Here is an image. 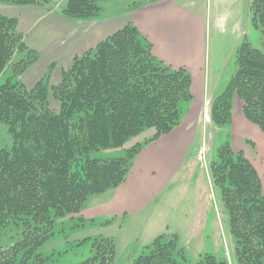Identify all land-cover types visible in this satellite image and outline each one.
Here are the masks:
<instances>
[{"label":"trees","instance_id":"1","mask_svg":"<svg viewBox=\"0 0 264 264\" xmlns=\"http://www.w3.org/2000/svg\"><path fill=\"white\" fill-rule=\"evenodd\" d=\"M102 1L67 0L62 16L98 19ZM47 2L0 0L24 8ZM250 11L263 48L248 42L238 47L237 72L212 101L210 119L217 127L232 125L237 98L245 119L264 134V0H252ZM17 27L16 18L0 16V77L8 70L12 74L0 84V132L5 130L11 141L0 148V227L21 231L12 245L0 243V264H48L36 251L53 237L57 221L81 214L92 196L120 187L144 147L182 123L193 101L192 78L156 58L151 43L130 23L76 57L59 83L52 84L50 67L28 89L19 78L42 55L27 45ZM148 131L154 134L147 141L125 148ZM112 150L123 156H96ZM210 172L229 216L237 263L264 264V187L254 164L227 142ZM92 246L95 255L81 264L115 263L111 239ZM183 253L175 239L164 242L160 236L133 264H188ZM197 264L228 262L206 255Z\"/></svg>","mask_w":264,"mask_h":264},{"label":"rangeland","instance_id":"2","mask_svg":"<svg viewBox=\"0 0 264 264\" xmlns=\"http://www.w3.org/2000/svg\"><path fill=\"white\" fill-rule=\"evenodd\" d=\"M47 1L45 6L27 8L0 4V16L18 20V32L24 35L30 48H46L51 45L53 49L67 44L71 38L70 35L59 41L55 35L58 32L55 29L56 21L60 18L69 19L62 16L67 0ZM251 1L175 0L179 5L193 6L198 13L203 10L209 20L206 77L211 96L217 97L223 93L237 72L236 51L242 43L248 42L259 50L263 48L261 34L253 26ZM144 3L149 2L104 0L100 3V18H112L117 22L122 16H127L125 14L130 10L143 6ZM50 13L55 16L51 22L50 18L47 21ZM218 21L216 29L215 23ZM41 53L43 56L40 62L19 78L28 89L42 80L48 70L46 60L49 54L44 51ZM63 63L69 64L65 70L72 65L71 60H63ZM56 66L54 73L52 72L55 75L52 84L60 82L58 76L64 69L60 64ZM11 75L8 70L0 77V84ZM208 104L206 102L203 118L196 122L198 134L190 150L191 161L185 170L186 175L179 176L173 184L170 183V190L162 193V199L140 214L126 217L124 223L120 220L109 226L105 225L106 220L103 218L93 223L78 220L81 214L67 216L57 221L53 237L38 248L36 254L48 259V264H81L95 255V247L92 246L95 241L108 238L115 244L114 264H133L136 258L148 252L155 239L164 236V242L176 240L178 249L183 250L188 264H197L206 255L225 259L228 264H238L236 241L230 232L229 216L221 201L220 192L213 186L210 164L215 161L220 146L228 142L235 152H244L246 158L254 164L264 187V134L244 118L243 103L237 98L234 100V123L226 127H217L212 123L211 105ZM52 106L57 107L55 103ZM184 106L188 108L185 102ZM153 134L154 131H148L134 138L125 148L145 142ZM10 144L8 134L5 130L1 131L0 148H7ZM96 156L122 157L123 152L102 151ZM92 197L88 200L89 203L102 199L100 195ZM20 236L21 231L13 225L6 229L0 227V243L3 246L12 245ZM86 239L89 241L83 243Z\"/></svg>","mask_w":264,"mask_h":264},{"label":"crops","instance_id":"3","mask_svg":"<svg viewBox=\"0 0 264 264\" xmlns=\"http://www.w3.org/2000/svg\"><path fill=\"white\" fill-rule=\"evenodd\" d=\"M192 7L179 5L175 0H154L135 7L117 22L112 18L100 17L80 22L60 18L55 24L58 31L55 35L59 41L71 35L69 42L53 49L51 45L32 48L39 53L44 51L49 54L46 61L48 68L53 67V73L56 65L64 67L58 76L61 80L62 72L69 65L63 60H71L72 63L76 57L96 48L131 23L151 43L156 58L173 69H185L192 78L193 101L182 123L170 134L144 147L120 187L100 194L102 199L88 202L80 215L84 221L97 223L103 218L105 223L113 221L114 224L120 220L124 223L126 217L138 215L162 199V193L170 190V183L186 175L185 170L191 161L190 150L198 134L196 122L203 118L206 102L211 105L216 98L210 94L206 77L209 20L203 10L198 13ZM54 17L50 13L47 21L50 18L51 22ZM218 23H215L216 29Z\"/></svg>","mask_w":264,"mask_h":264}]
</instances>
